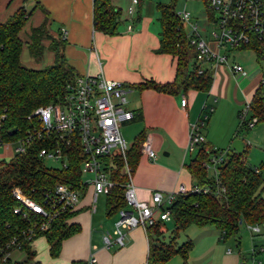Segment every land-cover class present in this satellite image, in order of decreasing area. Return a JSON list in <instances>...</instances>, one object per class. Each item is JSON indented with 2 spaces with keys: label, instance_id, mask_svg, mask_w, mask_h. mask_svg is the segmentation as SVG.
I'll return each instance as SVG.
<instances>
[{
  "label": "crops",
  "instance_id": "1",
  "mask_svg": "<svg viewBox=\"0 0 264 264\" xmlns=\"http://www.w3.org/2000/svg\"><path fill=\"white\" fill-rule=\"evenodd\" d=\"M156 3L149 7L146 0L138 7L132 0H112L113 6L120 11L119 23L115 35H106L93 27V0H0V23L21 6L30 11L21 31L26 42L20 56L24 65L43 68L52 64V40H61L66 61L76 76L102 75L125 84L126 109L133 113L130 121L137 130L129 146L137 134L143 132L145 138L151 139L156 151L155 160H149L141 153L133 171L136 196L141 201H149L156 190L166 194L180 183L187 187L194 184L187 165L203 144L193 152L187 151L189 123L201 119L208 112L207 108L212 107L201 128L204 144L212 148H232L231 144L240 132H237L239 110L251 100L257 88L260 87L264 94V61L255 58L256 63L244 67L234 57L230 61L229 50L226 64L203 65L211 70L213 77L207 92L175 89V86L170 92L150 87L140 89L138 85L148 81L169 85L176 75V59L158 51L161 28ZM131 6L134 12L129 14L127 11ZM152 7L156 14L150 10ZM206 24L210 25L208 18ZM41 25L45 28L40 36L42 50L34 57L27 43L31 41V29ZM62 29L66 32L65 37L61 35ZM209 31L204 36L198 32L214 48ZM232 63L242 65L244 74L234 73L230 68ZM184 98L186 103L182 107ZM259 123L243 129L247 139L242 138V151L245 162L264 178V147L261 153L255 154L259 160L249 158L253 148L264 145V127ZM15 148L13 143L0 141V162L9 161ZM81 197L78 209L67 219L68 223L77 224L79 230L62 240L56 255L50 254L46 238L38 236L30 241V250L34 253L30 260L23 250L13 251L10 258L19 262L27 260L24 264H87L89 257L94 255L95 264H146L149 244L145 230L141 227L126 229L123 246L106 247L103 237L108 234L113 239L118 214L107 215L104 207L98 215L95 204L91 210V187L84 188ZM170 222L171 219L165 222V228ZM258 228V232H253L249 226L241 224L236 235L223 237L213 225H189L178 238L180 243L191 241L187 256L174 255L169 264H264V223ZM40 237L45 238V250L38 240Z\"/></svg>",
  "mask_w": 264,
  "mask_h": 264
},
{
  "label": "trees",
  "instance_id": "2",
  "mask_svg": "<svg viewBox=\"0 0 264 264\" xmlns=\"http://www.w3.org/2000/svg\"><path fill=\"white\" fill-rule=\"evenodd\" d=\"M145 1L137 0L138 7ZM261 1L264 4V0ZM175 5V0L155 4L161 28L158 51L176 59L175 79L169 85L148 81L138 87L170 92L175 86V89L192 88L207 92L212 84V72L209 68H204L201 74L197 72L198 65L194 59L197 51L190 43L189 34L184 31V22L177 14ZM204 5L210 17L205 1ZM29 15L30 11L21 6L0 23V141L17 146L19 142L31 137L28 143H24L23 151L16 152L7 162H0V246L16 237L27 260L34 254L29 247L30 241L23 235L30 223L21 214L13 212L19 206L13 196V189L18 187L35 201L42 202L44 194L58 182L80 187L79 166L82 160L78 144L69 148L68 163L63 168L45 166L43 158L38 155L40 149L47 146L48 139L34 112L41 106L61 102L66 93V84L76 77V73L66 61L64 42L61 40H52V64L33 68L21 62L20 56L26 45L21 31ZM119 15L120 11L113 6L112 0H93V27L96 31L115 35ZM44 31V25L31 29V41L27 46L34 57L41 53L40 36ZM237 49H251L258 61H264V38L260 40L253 37L251 43ZM249 110V117L257 118L256 124L264 123V94L260 87L249 101ZM242 128L248 129L243 124L238 130ZM144 139L143 132L137 134L125 153V160L132 172L139 162L140 146ZM213 152L212 147L203 144L187 165L194 184L206 185L209 191L175 196L168 207L173 228L167 239L165 221H158L146 228L149 244L146 264H169L170 259L177 254L185 258L191 248V241L188 239L179 244L177 240L189 225H213L223 237H230L237 234L241 224L259 226L264 223V178L256 168L245 162L244 151L236 152L230 147L215 178L203 165ZM114 162L115 166L109 169L114 185L106 192L107 215L116 214L126 206L124 191L127 175L123 171L124 159L116 156ZM74 212L57 218L47 231L39 235L46 238L51 255L59 252L63 239L79 230L77 224L67 222ZM26 261L6 259L0 260V264H24Z\"/></svg>",
  "mask_w": 264,
  "mask_h": 264
},
{
  "label": "built area",
  "instance_id": "3",
  "mask_svg": "<svg viewBox=\"0 0 264 264\" xmlns=\"http://www.w3.org/2000/svg\"><path fill=\"white\" fill-rule=\"evenodd\" d=\"M210 11L208 22L214 26L209 31L214 48L198 32L196 23L190 22V13L186 10L177 12L183 22L190 25V43L196 48L195 62L197 72L201 74L204 64H226L228 50L251 43L253 37L264 38V4L261 0H203ZM133 5L137 0H132ZM129 14L134 12L129 7ZM130 28V26H129ZM62 37L66 32L62 29ZM236 74H244L243 66L238 63L230 65ZM186 99L181 100L184 107ZM127 91L125 84L118 80H109L102 75L76 76L66 84L64 99L58 103H50L37 108V116L48 139L47 146L39 151L41 158H48L58 163V168L66 167L70 147L78 144L82 160L80 162V187H73L65 183H56L48 190L42 202L35 201L24 194L20 188L12 191L19 206L13 209L15 214H21L30 225L23 231L24 238L31 241L41 233L47 231L57 218L76 211L80 205L84 188L91 187L93 197L90 209L94 210V202L100 193L108 192L114 185L110 178L109 169L115 166L116 156L124 159L123 171L127 175L124 198L126 206L118 211V218L114 223L113 239L106 234L104 245L123 246V231L135 227L145 230L158 221H168L171 214L168 209L177 194L188 192H208V186L192 184L187 187L180 183L175 189L164 194L153 191L149 201H141L136 196L133 183V172L125 160V153L129 148L120 131V123L133 118V113L126 109ZM199 120L189 123L188 141L186 149L193 152L205 143L201 128L205 125L212 107ZM249 102L238 112V127L243 124L252 128L256 117H249ZM21 141L15 148V153L23 151ZM228 148H213L209 159L203 163L206 170H212L217 178L218 167L224 161ZM141 153L149 160H155L156 151L151 139L145 138L141 144ZM83 190V191H82ZM253 232H258V226H249ZM16 237H12L4 246H0V260L11 259L13 251H21ZM96 258L91 255L87 264H95ZM43 264V263H40Z\"/></svg>",
  "mask_w": 264,
  "mask_h": 264
},
{
  "label": "rangeland",
  "instance_id": "4",
  "mask_svg": "<svg viewBox=\"0 0 264 264\" xmlns=\"http://www.w3.org/2000/svg\"><path fill=\"white\" fill-rule=\"evenodd\" d=\"M170 0H147V4L149 7H151V4H153L154 2H168ZM176 1V12H182L184 10V7L187 11H189L191 13L190 15V22L196 23L198 26V31L201 33L202 36L207 35V31L211 30L214 28V26L211 24L207 25V18H208V13L206 12V8L204 5V1L203 0H175ZM150 3V4H149ZM151 11H155L154 7H152L150 9ZM156 14V11L154 12ZM184 31L189 34L190 32V25L188 24V22H184ZM230 54V61H231V57L233 59L240 62L241 64H243L244 67H248L250 65H253L254 63H256L255 60V53L253 50L251 49H245V50H240V49H233L231 51H229ZM258 125H262L264 127V123H259ZM238 126V125H237ZM244 128H242L241 130H238L237 128V132L240 131L237 135L236 139H242V138H246L247 134H245V132H243ZM120 131L121 134L123 136V138L125 139L126 143L129 145L132 141V138L136 135L137 130L136 127L133 126V124L131 123V121H124L120 123ZM263 147L264 145H258V147L253 148L255 150L251 151V154L249 155V158H253V160H259V157L256 156V153H261V151H263ZM216 149H226L227 147H221V148H217ZM43 164L47 167H54V168H58V163L48 159V158H43ZM210 174H212V170L209 171ZM105 200H106V192L100 193L97 196L96 201L94 202L95 206L97 207V214L99 215L102 210H104L105 207ZM96 215V213H95ZM167 232H166V239L169 236L172 228H173V222L167 223ZM38 240L41 242L40 245H42V250L46 249V245H45V238L44 237H40L38 238ZM177 242L180 244V239L177 240ZM41 247V246H40ZM41 251V249H39Z\"/></svg>",
  "mask_w": 264,
  "mask_h": 264
},
{
  "label": "water",
  "instance_id": "5",
  "mask_svg": "<svg viewBox=\"0 0 264 264\" xmlns=\"http://www.w3.org/2000/svg\"><path fill=\"white\" fill-rule=\"evenodd\" d=\"M231 146L236 152H241L244 148V141L242 139H234Z\"/></svg>",
  "mask_w": 264,
  "mask_h": 264
}]
</instances>
